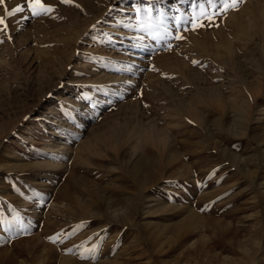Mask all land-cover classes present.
<instances>
[{
  "label": "rangeland",
  "instance_id": "1",
  "mask_svg": "<svg viewBox=\"0 0 264 264\" xmlns=\"http://www.w3.org/2000/svg\"><path fill=\"white\" fill-rule=\"evenodd\" d=\"M42 3L0 4V264H264V0Z\"/></svg>",
  "mask_w": 264,
  "mask_h": 264
},
{
  "label": "snow or ice",
  "instance_id": "2",
  "mask_svg": "<svg viewBox=\"0 0 264 264\" xmlns=\"http://www.w3.org/2000/svg\"><path fill=\"white\" fill-rule=\"evenodd\" d=\"M73 0H62V3H72ZM158 2V0H142L141 5L135 9L137 14L139 15L141 12L143 13H154L156 11L155 5ZM185 2V0H181V3ZM207 3L209 6L215 4H219L222 7H224L225 10H227L228 7H234L237 6L239 3L242 2V0H202L203 3ZM0 4H5V0H0ZM28 7L32 8V15L34 16H40L43 14H46L50 11L51 6H45L42 3V0H27ZM39 9V10H37ZM25 10V7L23 5L18 6L15 9L7 10V15L12 16L16 12H23ZM179 13V9H177V14ZM186 17V18H185ZM215 13H213L211 16H205L202 20H197L195 17L185 13L183 17H181L179 20L176 19V14L172 16V22L176 24L175 32L172 35L173 40H181L185 37L182 35L181 28L183 30H195V27H204L205 23L204 21L208 22V25L211 26L212 21L215 19ZM0 31H7V23L4 17H0ZM195 26V27H193ZM9 39H11V36L9 34ZM3 40H0V43H2ZM172 45L169 43L166 45V47L170 48ZM193 63L198 64V61H193ZM51 239V238H50ZM71 251V249L67 250ZM91 251V250H89ZM83 258H89V257H83Z\"/></svg>",
  "mask_w": 264,
  "mask_h": 264
},
{
  "label": "bare ground",
  "instance_id": "3",
  "mask_svg": "<svg viewBox=\"0 0 264 264\" xmlns=\"http://www.w3.org/2000/svg\"><path fill=\"white\" fill-rule=\"evenodd\" d=\"M243 108H244V106H243ZM140 134V133H139ZM150 135H152L154 138L156 137L157 138V133L156 132H154V131H152V132H150L149 133ZM131 137H137V136H139L138 135V131H136V132H131L130 134H129ZM145 135V134H144ZM141 136V135H140ZM150 137V136H149ZM160 137V136H159ZM139 138H141V137H139ZM156 138H155V140H156ZM161 138V137H160ZM138 139V138H137ZM159 140V139H158ZM161 140V139H160ZM154 141V140H153ZM157 142V141H156ZM135 144V143H134Z\"/></svg>",
  "mask_w": 264,
  "mask_h": 264
}]
</instances>
